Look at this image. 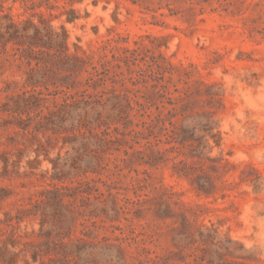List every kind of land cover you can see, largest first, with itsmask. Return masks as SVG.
Returning a JSON list of instances; mask_svg holds the SVG:
<instances>
[{
  "label": "rangeland",
  "instance_id": "obj_1",
  "mask_svg": "<svg viewBox=\"0 0 264 264\" xmlns=\"http://www.w3.org/2000/svg\"><path fill=\"white\" fill-rule=\"evenodd\" d=\"M0 5V264H264V0Z\"/></svg>",
  "mask_w": 264,
  "mask_h": 264
},
{
  "label": "trees",
  "instance_id": "obj_2",
  "mask_svg": "<svg viewBox=\"0 0 264 264\" xmlns=\"http://www.w3.org/2000/svg\"><path fill=\"white\" fill-rule=\"evenodd\" d=\"M0 8L2 11L5 9L3 5H0ZM22 24L14 21L11 15H0V40L7 41L14 38L17 32L22 31Z\"/></svg>",
  "mask_w": 264,
  "mask_h": 264
}]
</instances>
